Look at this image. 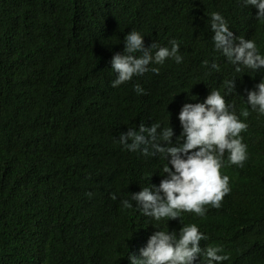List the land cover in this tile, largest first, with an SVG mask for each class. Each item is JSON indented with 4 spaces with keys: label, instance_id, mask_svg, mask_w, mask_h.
<instances>
[{
    "label": "trees",
    "instance_id": "trees-1",
    "mask_svg": "<svg viewBox=\"0 0 264 264\" xmlns=\"http://www.w3.org/2000/svg\"><path fill=\"white\" fill-rule=\"evenodd\" d=\"M212 12L264 56V18L243 0H0V264H130L157 228L178 234L189 224L208 237L202 249L222 248L220 264H264V114L246 103L264 68L237 72L215 50ZM132 30L146 47L176 40L183 60L112 87L111 58ZM212 90L248 125L243 166L225 153L230 192L221 206L159 222L135 202L123 207L131 193L159 185L166 161L127 150L120 134L169 123L175 144L182 105ZM196 264H206L203 255Z\"/></svg>",
    "mask_w": 264,
    "mask_h": 264
},
{
    "label": "clouds",
    "instance_id": "clouds-1",
    "mask_svg": "<svg viewBox=\"0 0 264 264\" xmlns=\"http://www.w3.org/2000/svg\"><path fill=\"white\" fill-rule=\"evenodd\" d=\"M243 4L256 7L257 18H264V0H243ZM210 27L214 33L215 50L220 51L228 62L237 65V72H241L242 67L253 72L264 68V56L259 54L255 41L242 37L237 39L219 13H211ZM169 44L170 47H163L153 42L146 47L138 31H129L124 37L123 51L114 53L110 61L116 74L112 87L129 82L134 76H142L149 70L158 75L160 69L149 68V65H162L168 58L181 63L183 57L178 54L179 43L171 40ZM208 63L203 61L205 66ZM211 68L219 71L215 61ZM225 84L227 94L235 92L234 80L225 81ZM134 90L137 94H146L139 84L134 86ZM246 92L249 107L264 114V80ZM240 114L247 118L249 111L244 109ZM178 120L182 131L175 144L172 141L174 131L169 123L167 127L152 123L147 127L141 124L138 130L128 128L120 134L118 141L129 151L159 156L166 161L162 172L166 175L158 186L149 184L139 192L131 193V202L122 201L125 208L132 207V202H135L144 216L157 222L162 219L181 220L182 212L204 216L205 205L209 204L219 208L224 196L230 192L229 177L220 172L225 153H228L230 164L242 167L247 159L246 145L240 133L248 125L238 119L234 105L226 103L218 90H212L203 102L184 103ZM207 239L195 224L183 225L178 234L157 228L149 236L146 246L139 250V256L129 253L128 260L130 264H196L201 255L206 264H220L227 260L228 256L220 254L222 248L218 246L201 248L200 242Z\"/></svg>",
    "mask_w": 264,
    "mask_h": 264
},
{
    "label": "bare ground",
    "instance_id": "bare-ground-1",
    "mask_svg": "<svg viewBox=\"0 0 264 264\" xmlns=\"http://www.w3.org/2000/svg\"><path fill=\"white\" fill-rule=\"evenodd\" d=\"M209 89V87H207L204 91H206V90H208Z\"/></svg>",
    "mask_w": 264,
    "mask_h": 264
}]
</instances>
